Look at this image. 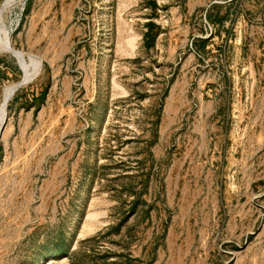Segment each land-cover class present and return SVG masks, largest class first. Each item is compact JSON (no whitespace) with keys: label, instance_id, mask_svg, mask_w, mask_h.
<instances>
[{"label":"rangeland","instance_id":"374dc122","mask_svg":"<svg viewBox=\"0 0 264 264\" xmlns=\"http://www.w3.org/2000/svg\"><path fill=\"white\" fill-rule=\"evenodd\" d=\"M8 1L0 264H264V0Z\"/></svg>","mask_w":264,"mask_h":264},{"label":"trees","instance_id":"16d2710c","mask_svg":"<svg viewBox=\"0 0 264 264\" xmlns=\"http://www.w3.org/2000/svg\"><path fill=\"white\" fill-rule=\"evenodd\" d=\"M146 30L143 33V42L146 47L152 46L154 44L155 38L157 36V31L154 32V29L156 28L155 23L152 20H148L145 24ZM15 67V66H14ZM16 69V68H14ZM42 94H32L31 100H34L38 97H41ZM56 254L60 255H72L73 252L70 251L69 247L61 248L59 251L56 252Z\"/></svg>","mask_w":264,"mask_h":264},{"label":"water","instance_id":"95a60500","mask_svg":"<svg viewBox=\"0 0 264 264\" xmlns=\"http://www.w3.org/2000/svg\"><path fill=\"white\" fill-rule=\"evenodd\" d=\"M19 69H20V66L18 65ZM6 118H7V114L5 116V119L3 120V124L0 126V137L2 135V132H3V128H4V125H5V122H6Z\"/></svg>","mask_w":264,"mask_h":264},{"label":"bare ground","instance_id":"6f19581e","mask_svg":"<svg viewBox=\"0 0 264 264\" xmlns=\"http://www.w3.org/2000/svg\"><path fill=\"white\" fill-rule=\"evenodd\" d=\"M9 1H10V0H9ZM9 1H8V2H9ZM7 4H8V3H7ZM0 17H1V16H0ZM1 33H2V32H1ZM5 45H6V44H5ZM20 68H21V67H20ZM30 74H31V75H30V77H31V76H32V73H30ZM27 78H28V77H27ZM27 78H25V79H27ZM7 89H8V88H7ZM10 92H11V91H10ZM6 100H7V99H6ZM5 116H6V115H5ZM1 117H2V116H1ZM2 124H3V123H2ZM2 124H1V125H2Z\"/></svg>","mask_w":264,"mask_h":264}]
</instances>
